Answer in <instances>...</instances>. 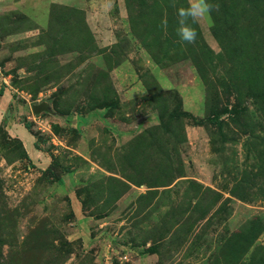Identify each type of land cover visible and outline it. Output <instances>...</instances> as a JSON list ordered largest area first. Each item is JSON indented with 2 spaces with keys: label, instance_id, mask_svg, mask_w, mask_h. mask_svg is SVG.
<instances>
[{
  "label": "rangeland",
  "instance_id": "1",
  "mask_svg": "<svg viewBox=\"0 0 264 264\" xmlns=\"http://www.w3.org/2000/svg\"><path fill=\"white\" fill-rule=\"evenodd\" d=\"M223 1L184 44L186 0H0V264H264L262 76L236 11L219 86Z\"/></svg>",
  "mask_w": 264,
  "mask_h": 264
},
{
  "label": "trees",
  "instance_id": "2",
  "mask_svg": "<svg viewBox=\"0 0 264 264\" xmlns=\"http://www.w3.org/2000/svg\"><path fill=\"white\" fill-rule=\"evenodd\" d=\"M229 1H233L234 5L232 7L231 5L225 7L224 11L226 12V16L224 20L222 21V18L213 15V24L211 25V33L217 39L220 46V52L217 54V59H219L221 63L219 68L222 75L221 78H218V80L220 79L219 86L222 83L229 84V87L232 86L234 88L237 96L241 89V86L238 85L237 77L235 76L234 67L235 56H237V45L233 23H235L234 15L237 11V17L241 22L243 21L244 26H247L242 28L245 32H242L244 34V39L241 41L239 49L240 55L243 54L246 58L251 57L249 58L250 64H253L254 70L258 71L262 76L260 89L258 91L246 92L248 94L245 96H252L258 103L260 110L264 113V0ZM229 1L225 0V2L228 3ZM248 27L252 28L248 29ZM196 38H199V36ZM201 54L204 55L203 51H201ZM205 63L207 64L206 66L209 67V70H213V68L210 67L211 63H209V61L205 60ZM105 106H109V104ZM237 119H239L238 116Z\"/></svg>",
  "mask_w": 264,
  "mask_h": 264
},
{
  "label": "clouds",
  "instance_id": "3",
  "mask_svg": "<svg viewBox=\"0 0 264 264\" xmlns=\"http://www.w3.org/2000/svg\"><path fill=\"white\" fill-rule=\"evenodd\" d=\"M172 6L176 8V34L184 44H193L196 41L197 32L192 25L203 19L211 21L212 13L219 8L212 0H186L184 5L177 7L173 2ZM162 26L167 28L166 20L162 21Z\"/></svg>",
  "mask_w": 264,
  "mask_h": 264
},
{
  "label": "crops",
  "instance_id": "4",
  "mask_svg": "<svg viewBox=\"0 0 264 264\" xmlns=\"http://www.w3.org/2000/svg\"><path fill=\"white\" fill-rule=\"evenodd\" d=\"M152 72H153L154 76L157 77V79L158 78L162 79L163 82L159 81L162 86H165L167 84L166 78H165V75H164L163 71H161L159 69L158 70L156 69V70H153ZM132 88L138 89L136 84H132L130 89H132ZM167 88H169V87H167ZM8 92L9 91L7 90V88H5L3 90V93L0 96V106H3L2 104H4V106H7L10 103L9 100H13V98H11V97H10L11 99L7 98L6 95H8ZM10 104H12V103H10ZM93 112L90 113L89 115L85 116L84 118L83 117H79V121H81V119L85 120V119L93 118L94 116H99V118L103 119L101 117V115H100V114H102L101 113L102 110H97L94 113ZM8 132H10L11 135L15 136L16 138H18L22 142L23 147L25 148V150H26V152H27V154H28V156L30 158L36 159V157L38 156L39 152H41V151H39V150H37L35 148V146L33 144V142H34L33 137L30 135V133L28 131H26L24 129L23 126H20V124H18V123H14V124H12L11 127L8 128Z\"/></svg>",
  "mask_w": 264,
  "mask_h": 264
},
{
  "label": "water",
  "instance_id": "5",
  "mask_svg": "<svg viewBox=\"0 0 264 264\" xmlns=\"http://www.w3.org/2000/svg\"><path fill=\"white\" fill-rule=\"evenodd\" d=\"M45 105L44 102L40 103L38 106H33V111H36L37 109H39L40 107H43Z\"/></svg>",
  "mask_w": 264,
  "mask_h": 264
}]
</instances>
